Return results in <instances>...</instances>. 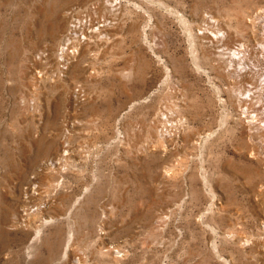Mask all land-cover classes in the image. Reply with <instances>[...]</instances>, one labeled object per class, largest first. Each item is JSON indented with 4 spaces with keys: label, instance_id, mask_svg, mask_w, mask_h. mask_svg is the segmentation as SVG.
Here are the masks:
<instances>
[{
    "label": "rangeland",
    "instance_id": "obj_1",
    "mask_svg": "<svg viewBox=\"0 0 264 264\" xmlns=\"http://www.w3.org/2000/svg\"><path fill=\"white\" fill-rule=\"evenodd\" d=\"M263 24L0 0V264H264Z\"/></svg>",
    "mask_w": 264,
    "mask_h": 264
},
{
    "label": "bare ground",
    "instance_id": "obj_2",
    "mask_svg": "<svg viewBox=\"0 0 264 264\" xmlns=\"http://www.w3.org/2000/svg\"><path fill=\"white\" fill-rule=\"evenodd\" d=\"M77 18V17H76ZM79 20V19H78ZM71 24H73V23H71ZM263 26H264V24H263ZM75 27V26H74ZM72 30V29H71ZM75 30V29H74ZM78 30V29H77ZM75 34V33H74ZM73 37H75V36H73ZM73 40V39H72ZM68 41V40H67ZM70 42V41H69ZM69 45H71V44H69ZM65 46V45H64ZM63 46V47H64ZM67 46V45H66ZM260 46V45H259ZM63 47H61V53L63 52ZM74 47V46H73ZM263 48V47H262ZM60 51V50H59ZM72 51V50H71ZM236 51V50H235ZM264 53V52H263ZM262 56H264V55H262ZM261 57V56H260ZM264 60V59H263ZM250 67V66H249ZM252 67V66H251ZM256 72V71H255ZM259 73V72H258ZM261 73H263L262 72V70H261ZM263 76V75H262ZM261 81V80H260ZM263 83V82H262ZM244 97H246V96H244ZM206 137V136H205ZM61 150L62 151H66V147L65 146H62L61 147Z\"/></svg>",
    "mask_w": 264,
    "mask_h": 264
},
{
    "label": "built area",
    "instance_id": "obj_3",
    "mask_svg": "<svg viewBox=\"0 0 264 264\" xmlns=\"http://www.w3.org/2000/svg\"><path fill=\"white\" fill-rule=\"evenodd\" d=\"M262 35H263V44H264V29L262 31Z\"/></svg>",
    "mask_w": 264,
    "mask_h": 264
}]
</instances>
